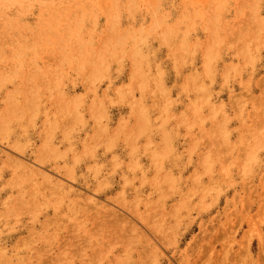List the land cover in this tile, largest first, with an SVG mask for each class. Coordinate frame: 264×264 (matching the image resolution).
<instances>
[{
  "label": "rangeland",
  "instance_id": "1",
  "mask_svg": "<svg viewBox=\"0 0 264 264\" xmlns=\"http://www.w3.org/2000/svg\"><path fill=\"white\" fill-rule=\"evenodd\" d=\"M0 264H264V0H0Z\"/></svg>",
  "mask_w": 264,
  "mask_h": 264
}]
</instances>
